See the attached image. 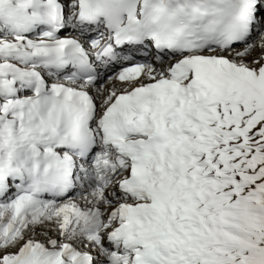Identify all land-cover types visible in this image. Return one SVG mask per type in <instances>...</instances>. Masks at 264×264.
I'll return each instance as SVG.
<instances>
[{
	"label": "snow or ice",
	"instance_id": "snow-or-ice-1",
	"mask_svg": "<svg viewBox=\"0 0 264 264\" xmlns=\"http://www.w3.org/2000/svg\"><path fill=\"white\" fill-rule=\"evenodd\" d=\"M0 264H264V0H0Z\"/></svg>",
	"mask_w": 264,
	"mask_h": 264
}]
</instances>
